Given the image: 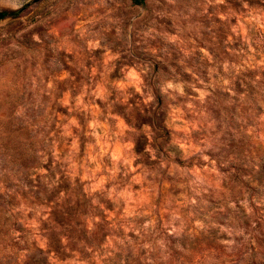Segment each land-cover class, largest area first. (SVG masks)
Returning a JSON list of instances; mask_svg holds the SVG:
<instances>
[{"label":"clouds","instance_id":"9594fccd","mask_svg":"<svg viewBox=\"0 0 264 264\" xmlns=\"http://www.w3.org/2000/svg\"><path fill=\"white\" fill-rule=\"evenodd\" d=\"M0 264H264V0H0Z\"/></svg>","mask_w":264,"mask_h":264},{"label":"trees","instance_id":"16d2710c","mask_svg":"<svg viewBox=\"0 0 264 264\" xmlns=\"http://www.w3.org/2000/svg\"><path fill=\"white\" fill-rule=\"evenodd\" d=\"M136 2L139 3V2H141V0H136ZM12 14L16 15L17 13H7V12H6V15H12Z\"/></svg>","mask_w":264,"mask_h":264},{"label":"water","instance_id":"95a60500","mask_svg":"<svg viewBox=\"0 0 264 264\" xmlns=\"http://www.w3.org/2000/svg\"><path fill=\"white\" fill-rule=\"evenodd\" d=\"M0 15H6V12H5V13H2V14H0Z\"/></svg>","mask_w":264,"mask_h":264},{"label":"rangeland","instance_id":"374dc122","mask_svg":"<svg viewBox=\"0 0 264 264\" xmlns=\"http://www.w3.org/2000/svg\"><path fill=\"white\" fill-rule=\"evenodd\" d=\"M17 14H18V13H17ZM17 14H16V15H17ZM12 15H14V14H12Z\"/></svg>","mask_w":264,"mask_h":264}]
</instances>
